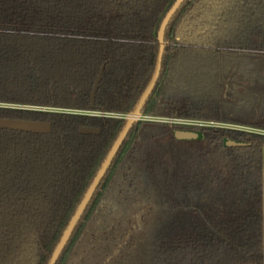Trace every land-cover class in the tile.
Wrapping results in <instances>:
<instances>
[{
	"label": "trees",
	"instance_id": "obj_1",
	"mask_svg": "<svg viewBox=\"0 0 264 264\" xmlns=\"http://www.w3.org/2000/svg\"><path fill=\"white\" fill-rule=\"evenodd\" d=\"M175 2L0 0V119L51 124L0 129V264L48 263L151 81ZM164 42L142 117L264 131V0H185ZM263 148L249 131L136 121L56 264H264Z\"/></svg>",
	"mask_w": 264,
	"mask_h": 264
},
{
	"label": "water",
	"instance_id": "obj_2",
	"mask_svg": "<svg viewBox=\"0 0 264 264\" xmlns=\"http://www.w3.org/2000/svg\"><path fill=\"white\" fill-rule=\"evenodd\" d=\"M185 0H176L170 11L167 13L166 17L164 18L159 34H158V53H157V59L155 64V69L153 76L151 78V81L149 82L147 88L145 89L144 93L142 94L140 101L138 103V106L136 107L133 114H131L127 118V123L114 143L111 151L109 152L105 162L103 163L102 168L100 169L99 173L97 174L96 178L94 179L93 183L91 184L87 194L85 195L83 201L81 202L79 208L77 209L73 219L71 220L65 234L63 235L61 241L59 242L57 248L55 249L53 255L51 256L50 260L47 264H56L57 260L59 259L60 255L62 254L64 248L66 247L69 238L71 237L74 228L78 221L80 220L81 216L83 215L88 203L92 199L94 192L96 191L98 185L100 184L102 178L104 177L108 167L110 166L113 158L118 153L119 149L121 148L124 140L126 139L130 129L132 128L133 124L140 120L141 116V110L143 105L145 104L146 100L152 93L157 80L159 78L161 67H162V58L164 54L165 49V42H164V36L165 31L170 23L173 16L176 14L178 9L181 7V5L184 3ZM104 67H102L97 80L95 82V85L93 87L92 93H91V108H94L95 103V97L96 93L99 89L100 82L102 79ZM0 129L1 130H11V131H20V132H28V133H35V134H49L51 132V124L46 122H37V121H26V120H14V119H0ZM80 133L84 135H99L100 130L96 128H90V127H82L80 129ZM175 137L178 140H191V139H197L199 135L194 132H188V131H176ZM227 145L229 147H242L243 144H236L234 142H228Z\"/></svg>",
	"mask_w": 264,
	"mask_h": 264
},
{
	"label": "built area",
	"instance_id": "obj_3",
	"mask_svg": "<svg viewBox=\"0 0 264 264\" xmlns=\"http://www.w3.org/2000/svg\"><path fill=\"white\" fill-rule=\"evenodd\" d=\"M23 108V107H18ZM31 109V108H25ZM35 109V108H32ZM42 111H56V112H63V113H70V114H80V115H90L95 117H115V118H123L124 116L112 114V113H105V112H82V111H74V110H51V109H37ZM140 120H148V121H156L161 123H168V124H179V125H190V126H199V127H217V128H225V129H232L238 131H249L253 133H258L264 135V131L249 129L242 126H236L231 124H224V123H216V122H207V121H199V120H182V119H171V118H158V117H141Z\"/></svg>",
	"mask_w": 264,
	"mask_h": 264
},
{
	"label": "crops",
	"instance_id": "obj_4",
	"mask_svg": "<svg viewBox=\"0 0 264 264\" xmlns=\"http://www.w3.org/2000/svg\"><path fill=\"white\" fill-rule=\"evenodd\" d=\"M262 186H263V249H264V148L262 150Z\"/></svg>",
	"mask_w": 264,
	"mask_h": 264
}]
</instances>
